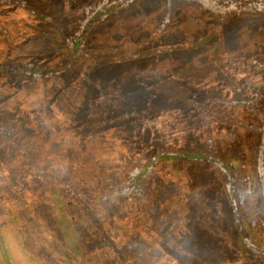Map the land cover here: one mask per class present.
I'll list each match as a JSON object with an SVG mask.
<instances>
[{
	"label": "rangeland",
	"instance_id": "374dc122",
	"mask_svg": "<svg viewBox=\"0 0 264 264\" xmlns=\"http://www.w3.org/2000/svg\"><path fill=\"white\" fill-rule=\"evenodd\" d=\"M100 1L0 0V228L35 264H264L255 113L225 102L242 87L264 114V13L135 0L78 36ZM71 49L58 75L10 71L54 68ZM160 153L179 158L158 160L136 191L63 196L69 184L103 197ZM199 156L227 165L232 196Z\"/></svg>",
	"mask_w": 264,
	"mask_h": 264
},
{
	"label": "trees",
	"instance_id": "16d2710c",
	"mask_svg": "<svg viewBox=\"0 0 264 264\" xmlns=\"http://www.w3.org/2000/svg\"><path fill=\"white\" fill-rule=\"evenodd\" d=\"M135 0H101L95 5V9L93 12L90 14H87L86 18H84L80 24L81 28L77 31V35H83L84 32L87 30V25H88V19L94 15L97 16H107L110 13L117 12L121 10L122 8L126 7L130 3H132ZM191 3H195L199 5L203 10L210 12L213 15H217L220 18H226L228 16H251L255 14H260L264 13V0H188ZM21 5L22 4L20 2ZM44 19H47L51 21V19L47 18V16H44ZM75 41L68 39V43H74ZM75 54L73 50L71 49V54L68 56L67 60L63 63L60 64L54 68L51 69H44L42 67H35L32 65H25L21 66L18 68H13L10 71L16 72V73H22L25 75H33V76H38L41 74H46V75H58L60 74L64 69H66L69 66V59L72 58V56ZM6 68V67H4ZM7 70V68H6ZM9 71V70H7ZM247 94L246 91L243 90L242 87H237L235 88V91H232V93L229 96H226V103L228 104L227 106H232L237 109H251L255 113V121H248V126L247 129L251 130L254 135L258 137V143L257 147L255 149V158H256V164L257 168L259 171L262 172L263 169V158H264V114H261L260 112L252 109L254 108L252 104L254 101L252 100H245L249 99L245 95ZM236 95H240L241 98H236ZM255 97V96H254ZM253 97V98H254ZM257 99V98H256ZM257 101H255L254 104H256ZM233 121L234 124L240 125L241 122L236 121V120H230ZM250 126V127H249ZM167 156L169 158H174L177 159L179 156L177 154H156L153 156L151 159L146 160L147 162L144 164L143 168H137L133 167L130 172H129V177L128 179L123 182L118 188L111 190L109 194L104 195L103 197H93L90 195L83 194L79 191H75L73 187L69 184H63V196L66 197L67 199L71 200H83L85 202L89 203H94L95 200L97 201H105L110 198H114L116 196H119L120 194H123L124 192L128 190H137V182L140 179L146 178L147 175L153 170V168L157 165L159 162L158 160H163L164 157ZM199 156L197 157L198 160L202 159H207V162L214 167V169L218 170L225 178H226V188L229 191L230 195L231 190H232V176L231 173L229 172L227 165L223 163L221 160L217 158H212L207 156ZM39 174H41L39 172ZM262 180H263V173L261 175ZM62 189V187H61ZM263 197H264V189H263ZM233 209L235 208V204L232 202ZM59 214H63L64 212L62 209L58 210ZM85 227V224L83 225ZM88 231H91L89 229H85L83 231L84 234H86V237L88 238H94L95 234H91ZM79 236V235H78ZM245 240V239H243ZM58 241L60 239L58 238ZM61 242V241H60ZM59 242V245L61 244ZM91 242V241H90ZM244 242V241H243ZM105 245L110 246V248L115 251V248H113V244L111 245L110 242H104ZM102 245V244H101ZM87 248H82L81 254L79 256H84L86 253ZM5 253H3L4 255ZM78 264V263H74ZM81 264V263H80Z\"/></svg>",
	"mask_w": 264,
	"mask_h": 264
},
{
	"label": "clouds",
	"instance_id": "9594fccd",
	"mask_svg": "<svg viewBox=\"0 0 264 264\" xmlns=\"http://www.w3.org/2000/svg\"><path fill=\"white\" fill-rule=\"evenodd\" d=\"M2 253H7L10 264H35L23 238L12 227L0 228V254Z\"/></svg>",
	"mask_w": 264,
	"mask_h": 264
}]
</instances>
